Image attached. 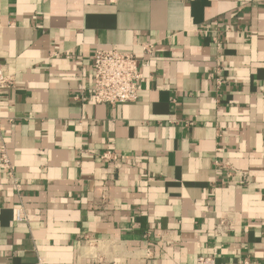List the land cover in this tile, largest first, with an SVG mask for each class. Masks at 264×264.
Instances as JSON below:
<instances>
[{
  "label": "crops",
  "instance_id": "obj_1",
  "mask_svg": "<svg viewBox=\"0 0 264 264\" xmlns=\"http://www.w3.org/2000/svg\"><path fill=\"white\" fill-rule=\"evenodd\" d=\"M115 45L139 98L97 104ZM0 63V264H264V0H2Z\"/></svg>",
  "mask_w": 264,
  "mask_h": 264
},
{
  "label": "built area",
  "instance_id": "obj_2",
  "mask_svg": "<svg viewBox=\"0 0 264 264\" xmlns=\"http://www.w3.org/2000/svg\"><path fill=\"white\" fill-rule=\"evenodd\" d=\"M2 0H0L1 3ZM109 3H116L118 0H105ZM146 56H153L157 50V43L151 40H143L138 43ZM149 59L143 61L148 65ZM143 73L140 70V62L137 55L130 50H125L118 45L105 49H97L93 53V82L90 87L91 97L97 104L116 106L122 103L135 102L141 91V80ZM14 77L7 72V69L0 63V101L4 90L13 87ZM3 116L0 110V135L3 137L6 131L3 125ZM103 162L113 163L116 167L122 165L125 157L116 150H106L99 156ZM0 163L6 174V178L16 182L14 165L10 159L5 143L0 144ZM219 168H226L227 163L216 162ZM243 174H240L242 176ZM248 179L242 176L239 183H247ZM24 218L21 209H14V219L20 221ZM93 243L94 239H88ZM36 264H49L44 256H39ZM196 264H260L249 257L241 260L217 263L215 256L201 254Z\"/></svg>",
  "mask_w": 264,
  "mask_h": 264
}]
</instances>
